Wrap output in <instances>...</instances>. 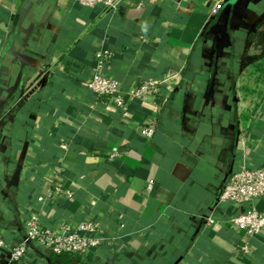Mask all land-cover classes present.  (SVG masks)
<instances>
[{
  "label": "crops",
  "instance_id": "crops-1",
  "mask_svg": "<svg viewBox=\"0 0 264 264\" xmlns=\"http://www.w3.org/2000/svg\"><path fill=\"white\" fill-rule=\"evenodd\" d=\"M263 21L264 0H0L6 243L35 216L95 224L100 242L76 264H264V233L234 228L219 201L233 172L264 167V95L242 82ZM99 50L123 91L152 81L158 93L118 108L90 91ZM254 205L264 212V197ZM51 258L36 243L21 262L0 249V264Z\"/></svg>",
  "mask_w": 264,
  "mask_h": 264
},
{
  "label": "built area",
  "instance_id": "built-area-1",
  "mask_svg": "<svg viewBox=\"0 0 264 264\" xmlns=\"http://www.w3.org/2000/svg\"><path fill=\"white\" fill-rule=\"evenodd\" d=\"M85 7H92L97 4L115 6L117 0H79ZM219 9V3L213 7V13ZM111 54L107 50H99L96 53L97 64L86 81V87L98 96L105 98L109 103L118 108L124 106L125 95L132 98L143 99L159 91L158 83L148 81L138 84L127 91L121 89L120 84L114 78L109 77L103 71ZM143 134L151 138L153 127L149 125L144 128ZM118 154H109L114 159ZM60 172V168L55 170ZM153 184L146 185V191L152 190ZM62 194L65 198L72 197V192L62 190L60 186L54 187L49 192ZM264 197V167H241L233 172L224 183L219 201L228 208V220L237 230L243 231L247 237L264 233V212L258 210L254 202ZM43 200V197H39ZM209 222H212L210 219ZM100 242L97 229L92 221L60 222L56 227L41 225L38 218L33 216L27 222V228L23 237L12 244H7L0 230V249H7L11 261L21 262L26 254L28 245L39 244L50 250L52 254L64 253L86 254L91 248L96 247ZM240 251L248 254L251 248L247 241L240 245Z\"/></svg>",
  "mask_w": 264,
  "mask_h": 264
},
{
  "label": "rangeland",
  "instance_id": "rangeland-1",
  "mask_svg": "<svg viewBox=\"0 0 264 264\" xmlns=\"http://www.w3.org/2000/svg\"><path fill=\"white\" fill-rule=\"evenodd\" d=\"M248 63L245 67V70L242 74V82L243 84L257 85L260 88L264 86L259 82H255L254 79L248 77V72L252 70V64L259 61L260 57L264 58V21L258 24L254 28V39L253 44L250 47L249 55H248ZM259 84V85H258ZM255 91V90H254ZM252 95V94H251Z\"/></svg>",
  "mask_w": 264,
  "mask_h": 264
},
{
  "label": "trees",
  "instance_id": "trees-1",
  "mask_svg": "<svg viewBox=\"0 0 264 264\" xmlns=\"http://www.w3.org/2000/svg\"><path fill=\"white\" fill-rule=\"evenodd\" d=\"M248 77H252L257 83L264 84V58L260 57L258 62L252 64V70L248 72ZM260 98L264 95V86L259 89ZM82 255L77 253H64L60 255L52 254L50 264H76Z\"/></svg>",
  "mask_w": 264,
  "mask_h": 264
}]
</instances>
